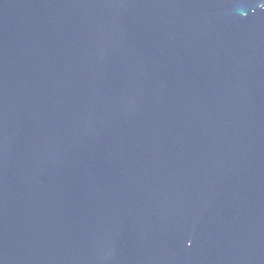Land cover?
<instances>
[{"label":"water","instance_id":"95a60500","mask_svg":"<svg viewBox=\"0 0 264 264\" xmlns=\"http://www.w3.org/2000/svg\"><path fill=\"white\" fill-rule=\"evenodd\" d=\"M0 264H264V0H0Z\"/></svg>","mask_w":264,"mask_h":264}]
</instances>
